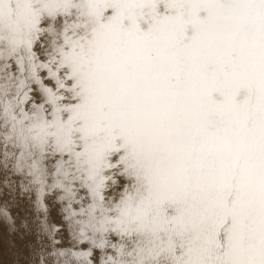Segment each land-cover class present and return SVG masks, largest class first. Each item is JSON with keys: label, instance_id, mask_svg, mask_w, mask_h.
<instances>
[{"label": "snow or ice", "instance_id": "6c2138e0", "mask_svg": "<svg viewBox=\"0 0 264 264\" xmlns=\"http://www.w3.org/2000/svg\"><path fill=\"white\" fill-rule=\"evenodd\" d=\"M0 200L27 264H264V0H0Z\"/></svg>", "mask_w": 264, "mask_h": 264}, {"label": "rangeland", "instance_id": "374dc122", "mask_svg": "<svg viewBox=\"0 0 264 264\" xmlns=\"http://www.w3.org/2000/svg\"><path fill=\"white\" fill-rule=\"evenodd\" d=\"M5 202L0 200V206ZM9 212L13 217L16 225L19 226L21 221L27 218L31 228L36 227L37 213L33 206L25 204L23 208L13 204L9 205ZM55 221V212L52 213ZM28 237L20 239L19 234L8 235V224L4 218L0 217V264H27L28 255L25 244ZM10 241L12 243H10Z\"/></svg>", "mask_w": 264, "mask_h": 264}, {"label": "bare ground", "instance_id": "6f19581e", "mask_svg": "<svg viewBox=\"0 0 264 264\" xmlns=\"http://www.w3.org/2000/svg\"><path fill=\"white\" fill-rule=\"evenodd\" d=\"M3 218V217H2Z\"/></svg>", "mask_w": 264, "mask_h": 264}]
</instances>
